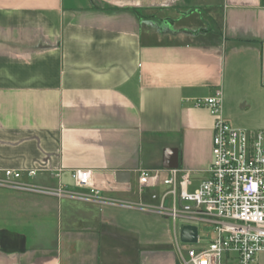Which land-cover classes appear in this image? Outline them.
<instances>
[{"label": "crops", "instance_id": "crops-1", "mask_svg": "<svg viewBox=\"0 0 264 264\" xmlns=\"http://www.w3.org/2000/svg\"><path fill=\"white\" fill-rule=\"evenodd\" d=\"M216 87L264 134V0H0V178L22 172L0 182V264H182L138 171L176 149L188 190L207 177L214 118L193 101Z\"/></svg>", "mask_w": 264, "mask_h": 264}, {"label": "built area", "instance_id": "built-area-1", "mask_svg": "<svg viewBox=\"0 0 264 264\" xmlns=\"http://www.w3.org/2000/svg\"><path fill=\"white\" fill-rule=\"evenodd\" d=\"M193 104L207 108L214 118L207 177L190 191L189 169L139 170L138 192L151 190L150 198L156 202L141 206L168 217L173 225L178 219L210 225L208 243L187 248L182 264H225L228 257L232 264H254L257 254L264 251L263 131L236 128L223 118L220 87L208 97L195 98ZM1 172L4 184H14L22 173L11 168ZM35 172L26 170L29 176ZM69 176L75 186L89 187L92 196L100 194L90 182L91 170L73 169ZM158 184L164 186L162 191L155 190ZM200 241L197 233L195 243Z\"/></svg>", "mask_w": 264, "mask_h": 264}, {"label": "water", "instance_id": "water-1", "mask_svg": "<svg viewBox=\"0 0 264 264\" xmlns=\"http://www.w3.org/2000/svg\"><path fill=\"white\" fill-rule=\"evenodd\" d=\"M171 154L168 156V161L163 164L165 168H177L178 167V154L177 150L169 151ZM128 175L125 172H118L116 174V180L121 182L128 181ZM197 226L194 224H183L179 228V240L183 243H195L197 241Z\"/></svg>", "mask_w": 264, "mask_h": 264}, {"label": "rangeland", "instance_id": "rangeland-1", "mask_svg": "<svg viewBox=\"0 0 264 264\" xmlns=\"http://www.w3.org/2000/svg\"><path fill=\"white\" fill-rule=\"evenodd\" d=\"M189 21H190V20H189ZM191 22H193V21L191 20ZM180 23H181V22H178V23H176V24H180ZM197 33H198V32L190 34V35H192V36H188L187 39L190 40V41H192V40H193V41L196 40L197 38H199V35H197ZM1 182H2V181H1ZM2 184H4V183H2ZM190 191H191V189H190ZM167 222H168V229L171 230V223H170L169 220H167ZM183 222H185V223H194V224H196V226L198 227V234H199V236H200V238H201V242H200V244H201V243H204V242H206V241L208 242V240H209V236L212 235V233H211V229H210V227H209L210 225H209L208 223L203 222V221H191V220L186 221V220L178 219V220L176 221V227L182 225ZM207 239H208V240H207ZM180 245H181V249H182V250H187V248H196V247L198 246L197 243H183V242H181V241H180Z\"/></svg>", "mask_w": 264, "mask_h": 264}]
</instances>
